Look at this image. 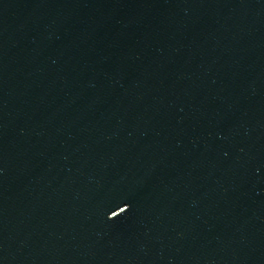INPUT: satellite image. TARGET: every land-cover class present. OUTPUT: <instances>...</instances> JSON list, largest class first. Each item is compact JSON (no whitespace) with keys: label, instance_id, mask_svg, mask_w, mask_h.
<instances>
[{"label":"water","instance_id":"obj_1","mask_svg":"<svg viewBox=\"0 0 264 264\" xmlns=\"http://www.w3.org/2000/svg\"><path fill=\"white\" fill-rule=\"evenodd\" d=\"M0 264H264V0H0Z\"/></svg>","mask_w":264,"mask_h":264}]
</instances>
